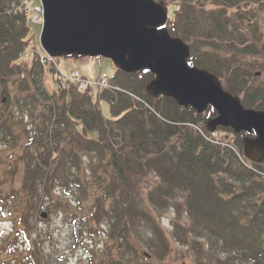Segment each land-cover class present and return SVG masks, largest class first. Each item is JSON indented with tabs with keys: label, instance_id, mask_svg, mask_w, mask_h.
<instances>
[{
	"label": "trees",
	"instance_id": "1",
	"mask_svg": "<svg viewBox=\"0 0 264 264\" xmlns=\"http://www.w3.org/2000/svg\"><path fill=\"white\" fill-rule=\"evenodd\" d=\"M25 1L0 0V217L10 216V205H21L0 235V264H44L31 216L53 198L71 209L68 189L75 185L86 195L76 204H83L92 236L107 219L105 244L90 250L89 264H172L163 259L171 246L159 214L172 204L178 213L174 235L192 247L207 237L211 246L210 259L198 264H264V159L245 153L242 140L251 134L236 133L229 141L238 151L209 141L214 107L198 114L172 96L150 94L154 74L148 68H117L109 75L114 87L95 92L74 82L63 86L53 76L57 88L47 89L37 53L22 57L36 43ZM171 1L174 8L164 0L167 27L190 43L188 61L215 72L247 106L264 109V82L257 79L264 72L258 24L264 0ZM87 154L91 176L83 174ZM152 174L156 182L145 191ZM46 208L52 211L50 204ZM184 214L191 227L183 232ZM141 222L153 231V256L141 253Z\"/></svg>",
	"mask_w": 264,
	"mask_h": 264
},
{
	"label": "water",
	"instance_id": "2",
	"mask_svg": "<svg viewBox=\"0 0 264 264\" xmlns=\"http://www.w3.org/2000/svg\"><path fill=\"white\" fill-rule=\"evenodd\" d=\"M45 21L41 45L53 56L104 55L127 72L145 68L155 74L148 92L172 96L198 113L209 105L217 115L211 129L230 126L253 135L243 139L245 152L264 159V109L241 102L217 74L187 61L190 43L168 30V8L161 0H41ZM40 215L46 217L47 210Z\"/></svg>",
	"mask_w": 264,
	"mask_h": 264
},
{
	"label": "rangeland",
	"instance_id": "3",
	"mask_svg": "<svg viewBox=\"0 0 264 264\" xmlns=\"http://www.w3.org/2000/svg\"><path fill=\"white\" fill-rule=\"evenodd\" d=\"M169 1V4L172 3L171 7L174 8L173 4L175 2L173 3L171 0ZM258 15V24L264 30V9L259 10ZM32 25L33 29H36L35 35L39 38V43L37 44L40 45L41 25L36 22H32ZM58 65L65 74H69L73 68H78L84 74L93 79H96L97 75L101 73L112 75L117 69L114 61L104 55L61 56L58 59ZM258 74L257 79L259 78L261 82H264V72L263 74ZM44 78L47 89L53 90L55 87L57 88V83L51 78V76L49 77V75H46ZM241 102H243V100H241ZM101 108L105 115L110 117L109 103L106 100L101 101ZM194 111L196 110L194 109ZM196 112L195 114L198 113ZM204 112L201 113L204 114ZM199 129L202 131L204 130L203 126L199 127ZM205 136L209 141L220 142L222 144L226 143L227 146L238 151L237 147L233 146L231 143L234 142L236 133L230 127L219 126L216 130L205 134ZM89 159L90 156L88 154L87 156H84L83 174L91 176L92 168L91 163L88 161ZM155 182L156 176L155 174H152L148 180L144 181V190L146 191L150 189ZM70 191L72 192L71 209L64 210L63 207L56 205L55 198H53V200L49 199L51 200V203H48V201L39 203V210L36 214H32L31 216L32 224L40 233V240H43L42 248L46 254L44 264H89L90 260L87 255L92 251V248H98L105 244L103 239L105 236L102 232V228H107V219H103L104 226L102 227L101 225H98L96 233L92 236L87 228L88 222L86 221V216L84 214V206L82 204L79 207L76 204L78 196L84 201L86 195H84L82 189L76 185L74 187H69L68 192ZM62 192L63 188H58V193ZM46 204L51 205L52 211H49V209L46 208ZM20 208L21 205L19 203L7 207L10 216L0 217V235L5 232L4 230L10 229L12 225L11 219L18 218L21 210ZM43 209H47L49 212L46 217L40 216V211ZM154 212L157 214V218L160 214V224L163 225L165 232L169 237V243L171 246L164 255V261L170 260L172 264H198L199 262H207L210 259L208 250L211 246L210 244H207V237H199L196 246L192 247L186 245V243L184 244L183 241L178 239L177 235H174L175 229L177 228L172 219L178 214L176 213L175 205H168L160 210L159 214L156 211ZM181 218L182 225L178 226V230L184 232L187 228L191 227L190 218L186 214ZM138 232L141 237L139 247L142 255L147 257L153 256L154 246L150 245V243H152L153 231L150 225L141 222ZM147 257H142L140 262L144 263Z\"/></svg>",
	"mask_w": 264,
	"mask_h": 264
},
{
	"label": "built area",
	"instance_id": "4",
	"mask_svg": "<svg viewBox=\"0 0 264 264\" xmlns=\"http://www.w3.org/2000/svg\"><path fill=\"white\" fill-rule=\"evenodd\" d=\"M42 11H43V7H42L41 4H35L32 8L29 9V12H30V14H32V17H33L34 21L42 20V18H43ZM73 76H76L77 79H80V77L78 75V71H74L73 72ZM81 80H82V84L83 85L87 84L86 80H84V79H81ZM100 83L104 84V85L108 84L107 76L102 75Z\"/></svg>",
	"mask_w": 264,
	"mask_h": 264
}]
</instances>
